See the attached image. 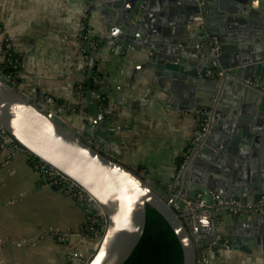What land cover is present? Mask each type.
Segmentation results:
<instances>
[{
	"label": "crops",
	"instance_id": "crops-1",
	"mask_svg": "<svg viewBox=\"0 0 264 264\" xmlns=\"http://www.w3.org/2000/svg\"><path fill=\"white\" fill-rule=\"evenodd\" d=\"M98 3L0 0V47L9 38L20 56L19 88L74 127L84 128L89 117V47L102 44L97 51L91 92L99 102V111H106L109 125L94 128L103 134L96 133L98 144L154 180L171 184L179 174L180 158L186 156L203 128L216 95L212 92L217 85L208 73V66L214 64L212 50L206 48L209 38L194 31L204 26L203 17L200 13L194 15L184 29L180 28L183 12L176 6L164 24L157 25L158 31L163 29V41L151 48H134L119 43L117 38L107 40L112 13L97 8ZM219 11L224 13L220 21L226 25L233 14L224 8ZM146 40L143 36L140 44ZM241 46V50H232L234 57L239 51H248L244 44ZM176 51L178 57L186 58L192 71L187 79L172 78L165 66ZM230 87L219 99L222 107L218 125L223 133L239 132L247 141L249 133L244 131L255 123L251 116L258 101L244 100L235 86ZM258 144L257 148L263 143L259 140ZM6 145L9 149L0 147V264H83L96 243V236L89 233V203L76 198L73 192L45 183L27 153H11V144ZM218 151L215 149L216 154ZM224 157L218 159L206 153L195 159L192 172L203 176L209 171L215 178L229 170L230 178L251 174L250 159L236 158L229 165V156ZM251 197L248 194V199ZM226 217L228 224L221 220L220 225L222 239L218 244L202 245L199 254L208 255V264H264V209L236 210V214Z\"/></svg>",
	"mask_w": 264,
	"mask_h": 264
},
{
	"label": "water",
	"instance_id": "water-1",
	"mask_svg": "<svg viewBox=\"0 0 264 264\" xmlns=\"http://www.w3.org/2000/svg\"><path fill=\"white\" fill-rule=\"evenodd\" d=\"M99 2L97 8L112 13L113 25L107 40L117 38L119 43L134 48L141 45L151 48L163 41L160 36L161 31L164 33L163 29L158 31L157 25L164 24L165 18L176 6L183 12L180 28L184 29L194 15L200 13L203 17L204 26L194 31H201L209 38L206 48L212 50L210 58L214 64L208 67L221 68L224 74L213 78L217 89L212 92L216 94L215 99L206 113L210 119L209 130L202 128L198 132V144L185 157L180 177L164 185L110 154L106 146H99L100 139L97 140L96 133H102L94 128L96 125H109V119L105 110L99 111V102L93 97L91 88L97 51L102 44L89 47L86 78L89 117L84 128L74 127L58 112L19 88L1 68L0 127L24 149L70 177L100 203L106 221L102 225L99 244L85 264H124L144 234L148 205L162 213L177 233L184 251L183 264H197L200 247L212 242L219 234L221 220L227 225L229 219L226 215L236 214V210L221 206L218 200L235 196L243 204H251L253 199H259L264 193V0ZM223 8L233 14L226 25L223 20L220 21L224 13L219 10ZM131 36H134L132 40L129 39ZM143 36L147 40L140 44ZM250 40L255 41V46ZM217 43L221 45L219 51L215 48ZM242 44L249 52L239 51L234 57L232 50L235 47L238 50ZM178 53L176 51L171 55L165 66L172 78L187 79L192 71L186 58L182 55L178 57ZM231 85L232 88L235 86L242 99L258 101L257 109L251 116L255 117V123L244 131L249 133L247 141L239 132L229 130L223 133L221 125H218L222 107L219 99L231 89ZM259 140L263 144L257 148ZM215 149L220 150L218 154ZM206 153L218 159L229 156V165L236 158L250 159L251 174L230 178L229 170L222 177L215 178L209 171L203 176L193 173L195 159ZM250 193L252 197L248 199ZM200 200L207 205L209 211L206 215H194L203 208L198 206ZM240 215L243 216V213L240 212Z\"/></svg>",
	"mask_w": 264,
	"mask_h": 264
},
{
	"label": "built area",
	"instance_id": "built-area-1",
	"mask_svg": "<svg viewBox=\"0 0 264 264\" xmlns=\"http://www.w3.org/2000/svg\"><path fill=\"white\" fill-rule=\"evenodd\" d=\"M5 41H6L5 46L12 47V42L9 38H7ZM215 48L218 51L220 50L219 45H216ZM6 62L9 65L13 66L15 69L19 68V61L11 56L7 57ZM17 69L14 72L13 71L5 72L7 77L10 78L11 81L14 83H15ZM208 73L212 75L213 77H217V76H222L224 74V70L221 68H212V69H209ZM209 126H210V119L209 117H207L205 119L203 129L209 130ZM0 135H1L0 140L3 139L5 142H9L11 145H14L13 147L15 148V152L17 151L25 152L28 154L29 157H31L30 158L31 164L41 175L45 177V183L62 187L66 191L73 192L76 198H78L79 200L85 203H89L90 208L92 210V215H91V220L93 221L92 228L94 230L95 236L99 238V240L95 243L94 249H96L102 237V228L99 229V227L94 224L98 222L100 224L102 223L103 225V223H105L106 221V215L100 203L97 201V199L91 193H89L86 189H84L81 185H79L77 182L72 180L70 177L60 172L54 166L50 165L49 163L45 162L44 160L40 159L39 157L33 155L31 152L24 149L2 127H0ZM198 141L199 139L197 137L193 139L186 156L196 149V145L198 144ZM183 163L184 162H182L181 164L177 179L180 177V171L182 170V167L184 165ZM217 203L220 204L221 206L229 207L234 210H243V211H249V212L260 211L264 209V194H261L260 198L251 204H243L241 200L235 196L220 198ZM198 206L203 207V208L200 209L198 212L194 213V215H206L208 213L209 210L208 208H206L207 205L204 200H200L198 202ZM96 210H98V217L95 213ZM221 239H222V236L219 232V234L212 240V243L218 244ZM224 244L229 246V244L226 242ZM208 263H209L208 255H206L205 253L199 254L197 264H208Z\"/></svg>",
	"mask_w": 264,
	"mask_h": 264
},
{
	"label": "trees",
	"instance_id": "trees-1",
	"mask_svg": "<svg viewBox=\"0 0 264 264\" xmlns=\"http://www.w3.org/2000/svg\"><path fill=\"white\" fill-rule=\"evenodd\" d=\"M2 30V25H0V33ZM85 35L86 33L84 36ZM5 44L6 41H4L3 45L0 47V68L4 72H14L17 68L15 69L13 66L9 65L6 59L8 56H11L20 61V56L13 47H7ZM98 44L99 42H96V45ZM18 72L19 68L17 69L15 78L17 86H19L18 82L20 80ZM95 76L93 77V86ZM79 87L84 94V83H81ZM10 151L11 153L15 152L14 149ZM30 158L31 157H29V159ZM184 160L185 156L181 157L179 162L182 163ZM94 225L98 226L99 229L102 228V223L96 222ZM183 260L184 251L177 233L162 213L156 208L148 205L147 223L144 234L139 244L124 264H183Z\"/></svg>",
	"mask_w": 264,
	"mask_h": 264
},
{
	"label": "rangeland",
	"instance_id": "rangeland-1",
	"mask_svg": "<svg viewBox=\"0 0 264 264\" xmlns=\"http://www.w3.org/2000/svg\"><path fill=\"white\" fill-rule=\"evenodd\" d=\"M0 137H1V135H0ZM7 142H5L3 139H1L0 140V147H1V149L2 150H4V148H8L9 149V147H7ZM14 145H11L10 146V150H13L14 149V151H15V148L13 147ZM6 153H10V152H6ZM15 153V152H14ZM98 210H100V209H98ZM98 210H96V215H97V217H98ZM92 215V214H91ZM90 224H89V233L90 234H92V235H95V233H94V230H93V228H92V223H93V221L91 220V218H90ZM99 240V238L98 237H96V241L95 242H97ZM94 247H95V244L93 245V247H92V249H91V251H90V254H89V256L87 257V259H85L84 260V263L83 264H85L86 262H87V260H88V258L90 257V255L95 251V249H94Z\"/></svg>",
	"mask_w": 264,
	"mask_h": 264
}]
</instances>
